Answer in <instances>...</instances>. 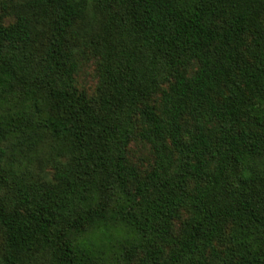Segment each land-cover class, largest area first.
<instances>
[{
	"label": "trees",
	"instance_id": "1",
	"mask_svg": "<svg viewBox=\"0 0 264 264\" xmlns=\"http://www.w3.org/2000/svg\"><path fill=\"white\" fill-rule=\"evenodd\" d=\"M0 264H264V0H0Z\"/></svg>",
	"mask_w": 264,
	"mask_h": 264
},
{
	"label": "rangeland",
	"instance_id": "2",
	"mask_svg": "<svg viewBox=\"0 0 264 264\" xmlns=\"http://www.w3.org/2000/svg\"><path fill=\"white\" fill-rule=\"evenodd\" d=\"M78 87L88 95H93L97 85V73L95 70V59L88 57L81 60L79 70L76 75ZM131 155L133 161L143 167H146L149 162V150L147 146L133 142L131 144Z\"/></svg>",
	"mask_w": 264,
	"mask_h": 264
}]
</instances>
